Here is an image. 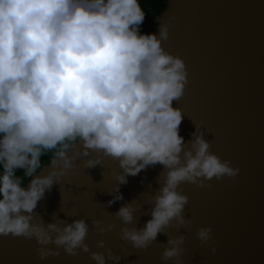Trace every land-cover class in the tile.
<instances>
[{
    "label": "clouds",
    "instance_id": "obj_1",
    "mask_svg": "<svg viewBox=\"0 0 264 264\" xmlns=\"http://www.w3.org/2000/svg\"><path fill=\"white\" fill-rule=\"evenodd\" d=\"M144 19L139 0H0V236L34 239L41 260L60 249L89 253L95 264L122 258L103 240L96 247L104 252L90 250L85 219L54 216L45 224L34 211L54 185L70 184L81 159L93 169L111 158L122 170L112 173L117 184L107 206L123 200L119 188L129 176L162 166L143 227L134 226L143 205L133 201L112 215L122 223L120 239L134 249L166 236L164 264H184L186 251V236L169 229L193 227L180 185L211 188L213 178L235 182L239 173L211 151L199 124L188 141L180 135L184 114L173 102L185 94L186 66L162 47L175 18L153 33L141 32ZM92 225L100 235L116 226ZM196 236L202 246L213 242L211 227Z\"/></svg>",
    "mask_w": 264,
    "mask_h": 264
},
{
    "label": "water",
    "instance_id": "obj_2",
    "mask_svg": "<svg viewBox=\"0 0 264 264\" xmlns=\"http://www.w3.org/2000/svg\"><path fill=\"white\" fill-rule=\"evenodd\" d=\"M172 17L169 38L162 41V47L178 55L186 66L185 94L173 102L184 114L180 135L188 141L194 123L199 124L207 133L211 151L231 161L239 173L235 182L213 178L206 182L211 188L180 185L189 198L184 215L193 227L169 231L173 236H186L184 264H264V0H167L154 19L155 31L159 23ZM77 164L66 178L70 184L54 185L38 202L34 211L45 224L55 217L69 223L83 218L89 224L85 243L91 251L104 252L96 247L103 240L122 257L119 264H164L161 243H166V236L158 235L146 250L134 249L120 239L122 223L112 215L133 201L134 206L143 205L134 226L143 227L151 218L143 213L152 207L150 198L159 187L162 166L129 176L119 188L123 200L107 206L117 184L112 173L122 171L118 163L104 158L102 167L93 169L85 168L83 159ZM93 220L102 221L105 227L116 226L100 235ZM200 227H211V244H200L196 236ZM38 247L34 239L0 236V264H95L89 253L69 256L63 249L58 257L41 260Z\"/></svg>",
    "mask_w": 264,
    "mask_h": 264
},
{
    "label": "trees",
    "instance_id": "obj_3",
    "mask_svg": "<svg viewBox=\"0 0 264 264\" xmlns=\"http://www.w3.org/2000/svg\"><path fill=\"white\" fill-rule=\"evenodd\" d=\"M141 7L145 12V19L141 26L142 33H153L157 24L154 22L156 16L160 15L165 8L167 0H139ZM42 161L45 163L48 161V156L42 157ZM17 175H22V172L18 171ZM27 179L25 180V183Z\"/></svg>",
    "mask_w": 264,
    "mask_h": 264
}]
</instances>
